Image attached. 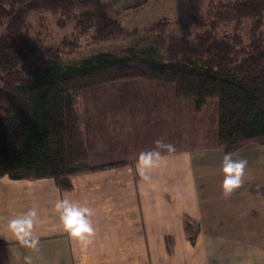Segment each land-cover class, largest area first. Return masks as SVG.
Listing matches in <instances>:
<instances>
[{
  "label": "crops",
  "instance_id": "1",
  "mask_svg": "<svg viewBox=\"0 0 264 264\" xmlns=\"http://www.w3.org/2000/svg\"><path fill=\"white\" fill-rule=\"evenodd\" d=\"M81 96L89 166H112L74 175L69 191L52 178L1 176L0 264H264V144L231 152L247 165L225 195L216 98L196 110L174 84L141 77ZM66 199L90 209V235L64 229L57 204ZM31 209L35 246L8 228Z\"/></svg>",
  "mask_w": 264,
  "mask_h": 264
},
{
  "label": "trees",
  "instance_id": "2",
  "mask_svg": "<svg viewBox=\"0 0 264 264\" xmlns=\"http://www.w3.org/2000/svg\"><path fill=\"white\" fill-rule=\"evenodd\" d=\"M122 1L0 0V177L52 178L69 191L74 175L112 166H89L81 91L123 79L172 83L196 110L216 98L224 153L264 143V0H205L200 12L148 24L139 54L129 48L70 60L81 45L136 34L117 14L148 0ZM43 11L59 27L72 24L69 40L41 46L25 34L27 16ZM184 227L192 240L188 219Z\"/></svg>",
  "mask_w": 264,
  "mask_h": 264
},
{
  "label": "rangeland",
  "instance_id": "3",
  "mask_svg": "<svg viewBox=\"0 0 264 264\" xmlns=\"http://www.w3.org/2000/svg\"><path fill=\"white\" fill-rule=\"evenodd\" d=\"M127 1L129 0H123L119 7ZM204 5L205 0H148L138 7L127 10L121 8L117 14L119 21L129 29L135 28L137 30L135 35L125 38L116 36L95 44L81 45L77 51L68 54L69 59L76 61L98 52L125 55L129 48L139 54L149 44L150 35L146 32L148 24L163 16L174 21L176 17L202 11ZM54 19L55 16L49 12H31L27 16L28 26L25 29V34L41 46H56L63 38L69 40L72 24L68 23L64 27H59L55 24ZM262 30L264 31V13Z\"/></svg>",
  "mask_w": 264,
  "mask_h": 264
},
{
  "label": "clouds",
  "instance_id": "4",
  "mask_svg": "<svg viewBox=\"0 0 264 264\" xmlns=\"http://www.w3.org/2000/svg\"><path fill=\"white\" fill-rule=\"evenodd\" d=\"M156 144L158 147L169 149V151L174 150L172 145L163 144L160 140H157ZM151 156V153L142 155V163H148L151 160ZM246 165V160H234L231 153L224 154L221 170L224 174L222 189L225 195L240 187ZM57 209L61 211L60 219L64 229L72 237L80 239L91 234L92 228L87 218L90 214V209L75 205L67 199L60 201L57 204ZM36 215V210L31 209L24 216L10 220L8 224L9 230L27 243V238L32 237L31 229L33 228ZM37 242L38 238L32 237L31 244L35 246ZM28 264H30V260Z\"/></svg>",
  "mask_w": 264,
  "mask_h": 264
}]
</instances>
